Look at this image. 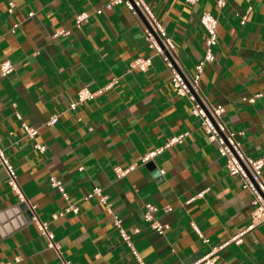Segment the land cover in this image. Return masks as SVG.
Returning <instances> with one entry per match:
<instances>
[{"label": "crops", "instance_id": "obj_1", "mask_svg": "<svg viewBox=\"0 0 264 264\" xmlns=\"http://www.w3.org/2000/svg\"><path fill=\"white\" fill-rule=\"evenodd\" d=\"M146 1L187 74L204 53L202 12L217 17L215 57L204 64L199 88L209 104L223 106L221 118L243 151L264 158V0H226L223 7L216 0ZM106 2L0 0V63L14 64L0 77V146L59 246V252L47 246L0 165V262L138 264L105 206L96 197L84 199L94 186L103 189L127 231L139 229L131 239L147 264L191 262L250 223L251 194L228 173L190 101L176 94L171 71L148 47L137 18L123 5L105 8ZM81 12L89 17L76 25ZM59 30L67 33L54 36ZM137 57H151L145 72L129 69ZM113 78L117 83L105 87ZM82 87L94 98L70 109ZM255 93H262L255 102L242 100ZM52 114L57 122L46 125ZM23 122L38 128L35 138L24 135ZM183 133L181 143L142 162L144 154ZM35 142L45 149H35ZM129 166L116 175L115 167ZM50 176L62 181L77 213L52 219L67 203ZM146 203L168 226L163 235L144 223ZM215 264H264V224L240 244L225 245Z\"/></svg>", "mask_w": 264, "mask_h": 264}, {"label": "built area", "instance_id": "obj_2", "mask_svg": "<svg viewBox=\"0 0 264 264\" xmlns=\"http://www.w3.org/2000/svg\"><path fill=\"white\" fill-rule=\"evenodd\" d=\"M188 3H194L196 0H185ZM226 0H216L218 7H223ZM115 5L125 6L133 16H135L142 26L144 38L147 42L149 48L153 49L154 54L161 57L165 66L171 71V81L176 94L179 96L186 97L191 103V112L195 117H198L201 122V126L207 134L208 140L215 142L217 144V149L221 157L225 159V165L227 171L232 176H237L240 180L242 188L247 190L251 194V220L246 226L240 228L233 236L228 238L222 244L218 246L211 247L207 252L199 254L197 258L191 262L184 264H215L217 258L219 257L220 250L227 244L233 242L235 244H240L243 240V236L251 232L256 226L264 224V178L262 177V170L264 167L263 157H251L247 155L241 148L240 142L236 138L234 131L230 130L223 122L221 115L224 111L222 105H211L205 99L202 91L199 88V78L203 70V66L207 62L214 60L213 49L217 44V17L210 12L204 11L200 16V24L205 31L204 40V53L202 59L195 65V71L193 74H187L181 68H179L178 55L175 50V46L166 34L164 28L158 21L153 9L147 3L146 0H107L105 8H111ZM8 11H12V6L9 7ZM102 12V8L96 10L95 13L99 14ZM139 13L143 16L146 24L139 17ZM30 12L28 15H32ZM89 17L87 12H81L75 16V24L80 25L86 21ZM246 17L243 16L241 23L245 22ZM16 26V25H15ZM14 26V27H15ZM13 32V29L11 30ZM64 30H59L54 33V36L59 34H66ZM151 65V57H137L134 58L130 64L129 69H137L141 72H145ZM14 69V64L10 60H4L0 63V77L6 76ZM117 83V79L113 78L105 87H111ZM262 93H255L252 95L243 96L242 100L249 103H253L257 98L261 97ZM94 92L90 91L87 87L79 88L76 93V99L69 104L70 109H75L77 105L84 100L93 99ZM16 116L18 114L16 113ZM58 120V114H52L46 121V125H53ZM21 128L24 135L29 138H35L38 134V128L31 126L25 122L21 123ZM187 133L172 136L166 140V142L157 147L142 157V162H147L153 156L160 153L165 147H169L174 143H181L183 137ZM33 147L39 151L45 149L43 144L35 142ZM0 165L6 173V182L10 190H12L19 201L26 204L27 209L30 212V219L35 222L38 230L46 237L48 243L47 246L55 249L59 252V246L54 241V235L52 231L48 228V223L42 221L37 213L35 212L36 205L30 203L23 190L21 189L17 173L14 165L4 153L3 148L0 146ZM133 166H129L125 169L120 167H115L114 170L118 177L125 175ZM81 169V168H80ZM49 184L52 188H55L62 196V198L67 203V206L57 214L52 215V219H56L66 212H78V206L70 201L68 192L66 191L61 180L55 176H50ZM203 192L197 194V196H202ZM90 197H96L98 202L105 206L106 211L112 215L113 224L116 227L120 237L126 246L130 249L131 254L135 258L138 264H147L146 261L142 259L139 252L135 249L132 243V234L139 231L138 228H134L131 232L127 231L122 226V219L115 215L112 211L110 202L108 201L107 195L104 193L103 189L99 186H94L90 192L84 196V199ZM171 208L166 207V210ZM157 207L152 203L145 204V210L143 212L144 223L155 230L158 234L163 235L167 225L161 224L155 217L154 212ZM193 229L201 237L202 234L196 226ZM203 242L207 240L202 239ZM18 259V258H17ZM64 264H74L70 261L63 260ZM0 264H6L0 262Z\"/></svg>", "mask_w": 264, "mask_h": 264}, {"label": "water", "instance_id": "obj_3", "mask_svg": "<svg viewBox=\"0 0 264 264\" xmlns=\"http://www.w3.org/2000/svg\"><path fill=\"white\" fill-rule=\"evenodd\" d=\"M139 17L141 18V20L146 24V22H145V20H144V18H143V16L139 13ZM28 212L27 213H29L28 214V216H30V212H29V210H27Z\"/></svg>", "mask_w": 264, "mask_h": 264}]
</instances>
